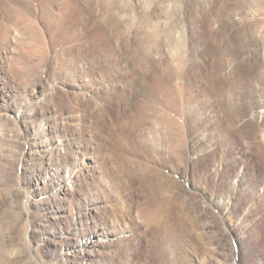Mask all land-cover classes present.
Listing matches in <instances>:
<instances>
[{
	"label": "rangeland",
	"instance_id": "obj_1",
	"mask_svg": "<svg viewBox=\"0 0 264 264\" xmlns=\"http://www.w3.org/2000/svg\"><path fill=\"white\" fill-rule=\"evenodd\" d=\"M0 264H264V0H0Z\"/></svg>",
	"mask_w": 264,
	"mask_h": 264
},
{
	"label": "bare ground",
	"instance_id": "obj_2",
	"mask_svg": "<svg viewBox=\"0 0 264 264\" xmlns=\"http://www.w3.org/2000/svg\"><path fill=\"white\" fill-rule=\"evenodd\" d=\"M172 212H173V211H172ZM154 216H156V217H157V216H158V212H156Z\"/></svg>",
	"mask_w": 264,
	"mask_h": 264
}]
</instances>
